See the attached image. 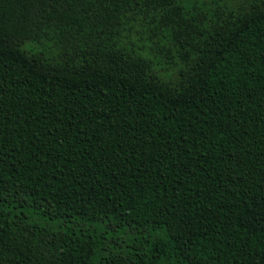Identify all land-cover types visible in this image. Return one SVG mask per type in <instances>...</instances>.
Instances as JSON below:
<instances>
[{
    "label": "trees",
    "instance_id": "16d2710c",
    "mask_svg": "<svg viewBox=\"0 0 264 264\" xmlns=\"http://www.w3.org/2000/svg\"><path fill=\"white\" fill-rule=\"evenodd\" d=\"M0 264H264V0H0Z\"/></svg>",
    "mask_w": 264,
    "mask_h": 264
},
{
    "label": "rangeland",
    "instance_id": "374dc122",
    "mask_svg": "<svg viewBox=\"0 0 264 264\" xmlns=\"http://www.w3.org/2000/svg\"><path fill=\"white\" fill-rule=\"evenodd\" d=\"M228 1H233V0H228ZM237 0H234V2H236Z\"/></svg>",
    "mask_w": 264,
    "mask_h": 264
}]
</instances>
